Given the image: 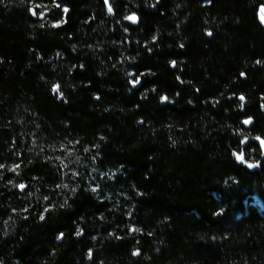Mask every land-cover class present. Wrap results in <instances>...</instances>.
I'll use <instances>...</instances> for the list:
<instances>
[{"label": "trees", "instance_id": "16d2710c", "mask_svg": "<svg viewBox=\"0 0 264 264\" xmlns=\"http://www.w3.org/2000/svg\"><path fill=\"white\" fill-rule=\"evenodd\" d=\"M109 4L0 0V264H264V0Z\"/></svg>", "mask_w": 264, "mask_h": 264}, {"label": "snow or ice", "instance_id": "6c2138e0", "mask_svg": "<svg viewBox=\"0 0 264 264\" xmlns=\"http://www.w3.org/2000/svg\"><path fill=\"white\" fill-rule=\"evenodd\" d=\"M106 3H107V0H106ZM68 9L67 8H64V12L67 13ZM108 11L109 13L112 12V8L109 6L108 7ZM33 14L35 15V12H33ZM126 19L132 21L133 23H135L137 21V17L135 15L133 16H128L126 17ZM260 19H261V22H264V8L261 9V16H260ZM55 26H59V25H55ZM210 34V33H209ZM174 63V62H173ZM136 83H139V81L137 80ZM59 90V86L57 85L56 88L53 89L54 92H58ZM162 99L164 100H167V97H163ZM240 100L243 101L244 100V97L241 96L240 97ZM245 124H250L251 123V120H245L244 121ZM257 139H260L259 137H257ZM261 144L264 145V140L261 141ZM236 155V158L237 160L241 161V162H245L244 161V156L242 153L240 154H234ZM257 165H254V164H248V167H256ZM0 167H3V165H0ZM18 167V165L16 166ZM12 171H15V168L11 169ZM21 190L24 189L25 185L21 184L18 186ZM135 230V229H134ZM134 254H138V253H134Z\"/></svg>", "mask_w": 264, "mask_h": 264}, {"label": "water", "instance_id": "95a60500", "mask_svg": "<svg viewBox=\"0 0 264 264\" xmlns=\"http://www.w3.org/2000/svg\"><path fill=\"white\" fill-rule=\"evenodd\" d=\"M105 1V3H106V0H104ZM107 6L109 7L110 6V4H109V0H107ZM262 8H264V5H262L261 7H260V9H259V21H260V24H261V26L264 28V22H261V19H260V16H261V9ZM33 12H35V15L33 14ZM31 14H32V16L35 18V19H40V20H44L45 19V17L49 14V11H45V12H43V13H41L39 16H37V10H36V8L35 7H32L31 8ZM133 15H135L136 17H137V21L135 22V23H133L132 21H130V20H128V19H125V21L126 22H128L129 24H131V25H133V26H137V25H139V22H140V20H139V16L136 14V13H132V14H130L129 16H133ZM135 85H137V86H140V84H135ZM166 103V100H164V102H163V104H165ZM251 124V123H250ZM250 124H245L246 126H250ZM25 188V187H24ZM62 238H63V236H61V240H62ZM60 240V241H61ZM136 255H139V253L138 254H136Z\"/></svg>", "mask_w": 264, "mask_h": 264}, {"label": "rangeland", "instance_id": "374dc122", "mask_svg": "<svg viewBox=\"0 0 264 264\" xmlns=\"http://www.w3.org/2000/svg\"><path fill=\"white\" fill-rule=\"evenodd\" d=\"M134 83L136 84V81H134ZM71 154H74V158H75V163L76 164H79L80 163V156H78V153H77V151L75 150V149H71ZM244 161L245 162H242V163H244V164H254V165H256L255 163H251V162H246V160L244 159ZM241 162V161H240ZM250 168H252V169H254V168H257V166L256 167H250Z\"/></svg>", "mask_w": 264, "mask_h": 264}]
</instances>
